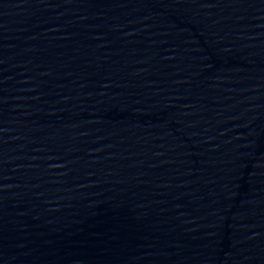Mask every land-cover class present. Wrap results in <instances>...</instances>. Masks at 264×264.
I'll return each instance as SVG.
<instances>
[{"label": "water", "instance_id": "1", "mask_svg": "<svg viewBox=\"0 0 264 264\" xmlns=\"http://www.w3.org/2000/svg\"><path fill=\"white\" fill-rule=\"evenodd\" d=\"M0 264H264V0H0Z\"/></svg>", "mask_w": 264, "mask_h": 264}]
</instances>
